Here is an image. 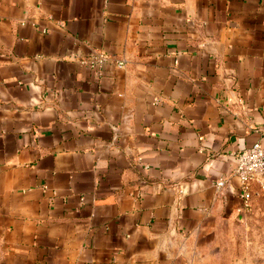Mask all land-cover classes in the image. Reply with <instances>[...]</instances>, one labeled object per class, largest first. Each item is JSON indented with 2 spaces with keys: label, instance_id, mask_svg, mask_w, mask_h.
Masks as SVG:
<instances>
[{
  "label": "crops",
  "instance_id": "crops-1",
  "mask_svg": "<svg viewBox=\"0 0 264 264\" xmlns=\"http://www.w3.org/2000/svg\"><path fill=\"white\" fill-rule=\"evenodd\" d=\"M255 141L264 0H0V264H198Z\"/></svg>",
  "mask_w": 264,
  "mask_h": 264
},
{
  "label": "rangeland",
  "instance_id": "rangeland-1",
  "mask_svg": "<svg viewBox=\"0 0 264 264\" xmlns=\"http://www.w3.org/2000/svg\"><path fill=\"white\" fill-rule=\"evenodd\" d=\"M248 225L235 236L223 235L220 249L209 252L198 264H264V199H256Z\"/></svg>",
  "mask_w": 264,
  "mask_h": 264
},
{
  "label": "built area",
  "instance_id": "built-area-1",
  "mask_svg": "<svg viewBox=\"0 0 264 264\" xmlns=\"http://www.w3.org/2000/svg\"><path fill=\"white\" fill-rule=\"evenodd\" d=\"M106 59L105 54H91L83 59V63L93 70H100ZM119 64H123V61H119ZM235 174L239 178L245 198L250 197L251 187L255 182L264 189V144L262 142L255 141L236 154ZM216 184L223 186L224 180H219Z\"/></svg>",
  "mask_w": 264,
  "mask_h": 264
}]
</instances>
